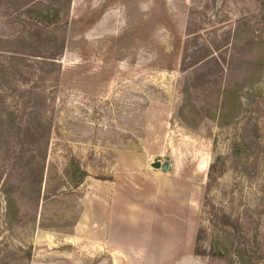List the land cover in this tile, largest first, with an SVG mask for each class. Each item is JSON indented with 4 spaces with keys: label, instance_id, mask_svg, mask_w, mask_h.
Instances as JSON below:
<instances>
[{
    "label": "rangeland",
    "instance_id": "1",
    "mask_svg": "<svg viewBox=\"0 0 264 264\" xmlns=\"http://www.w3.org/2000/svg\"><path fill=\"white\" fill-rule=\"evenodd\" d=\"M262 1L0 0L50 131L0 130V264H264Z\"/></svg>",
    "mask_w": 264,
    "mask_h": 264
},
{
    "label": "trees",
    "instance_id": "2",
    "mask_svg": "<svg viewBox=\"0 0 264 264\" xmlns=\"http://www.w3.org/2000/svg\"><path fill=\"white\" fill-rule=\"evenodd\" d=\"M262 4L264 6V0ZM26 61L28 60L24 56L0 52V130L3 131L1 138L3 141L11 138L20 141V133L23 131L22 125L25 124L28 130L27 136L30 138L31 143L37 146L40 142L42 131L45 129L46 132L47 129V141L49 140L50 131L48 133V125L46 126L44 113H42V99L40 95H37L38 92L34 96H28L29 100H24L28 90L21 88V83L22 86L28 85L31 80L30 78L34 74L30 70L32 66L30 67ZM19 99L20 101H25V108L29 107L31 109L25 120L17 115L10 102V100L19 101ZM36 164L40 167V163L36 162ZM43 167L44 165L41 167V170ZM7 185H9V182H6L4 185V193L7 197V210L10 216L16 202L10 190L6 189Z\"/></svg>",
    "mask_w": 264,
    "mask_h": 264
},
{
    "label": "crops",
    "instance_id": "3",
    "mask_svg": "<svg viewBox=\"0 0 264 264\" xmlns=\"http://www.w3.org/2000/svg\"><path fill=\"white\" fill-rule=\"evenodd\" d=\"M123 219H124V216L123 215L121 217H118V219H116L117 220V222H116L117 224H116L115 227H117V228H123L122 227V225H123ZM114 222L113 221H109V223H108L109 226L113 227ZM110 232L112 233V230ZM95 233H97V232H95ZM106 233H107V235L109 234V232H107V231H106ZM107 235H106V238L104 239V242H103L104 251H102L101 253L104 254V259L105 260H107V259H109V260L111 259L112 260L113 259V256H115V254L113 252H111V249L113 248V246L121 245L123 242L121 240H118V239L117 240L116 239L114 240V239H112V237L107 240ZM94 243L96 245L98 244L97 241H95ZM100 244L101 243H99V246H100ZM117 255L119 256V258L122 257V256L125 257V258H128V257H126V255H124V253H121V252L118 253Z\"/></svg>",
    "mask_w": 264,
    "mask_h": 264
},
{
    "label": "water",
    "instance_id": "4",
    "mask_svg": "<svg viewBox=\"0 0 264 264\" xmlns=\"http://www.w3.org/2000/svg\"><path fill=\"white\" fill-rule=\"evenodd\" d=\"M170 165V161H165L164 163H162L161 161H157L156 163H154V167L162 168L164 171H168Z\"/></svg>",
    "mask_w": 264,
    "mask_h": 264
}]
</instances>
